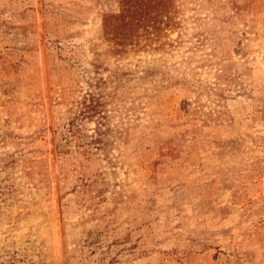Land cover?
<instances>
[{
  "label": "rangeland",
  "instance_id": "374dc122",
  "mask_svg": "<svg viewBox=\"0 0 264 264\" xmlns=\"http://www.w3.org/2000/svg\"><path fill=\"white\" fill-rule=\"evenodd\" d=\"M0 264H264V0H0Z\"/></svg>",
  "mask_w": 264,
  "mask_h": 264
}]
</instances>
